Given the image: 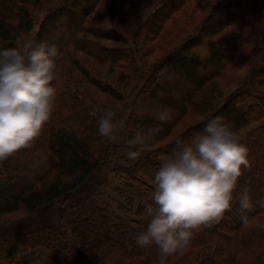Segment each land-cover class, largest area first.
Returning <instances> with one entry per match:
<instances>
[{"label": "trees", "instance_id": "1", "mask_svg": "<svg viewBox=\"0 0 264 264\" xmlns=\"http://www.w3.org/2000/svg\"><path fill=\"white\" fill-rule=\"evenodd\" d=\"M117 1L120 4L113 1L109 6V18L114 21L122 15L121 21L125 23V16L131 14L137 22L139 21V30L137 27L135 29L139 36L133 39L136 46H129V43L126 45L119 33L104 28L98 32L99 39L115 40L125 47L104 48L100 44L96 45L99 42H90V47H102L99 48L102 54L112 55V67L114 63L116 66L118 62H126L122 67L127 69L128 64L137 63L138 60L139 63L129 66V72H134L132 76L129 72L127 75L121 73L118 79L111 78L113 72L105 75L104 70L89 71L86 66L77 67V71L71 69L67 79L69 81L63 85L56 84L54 78L52 84L56 95L52 111L38 134L39 146L36 149L43 150L48 155L47 168L42 172L39 167L36 169V175H26L28 162L16 164L13 160L0 173V217L19 211L25 213L22 222L7 226L0 224V260H4L3 257L6 256L9 259L13 255H19V264H32L40 254L41 245L50 249H53V246L59 247V252H56L57 264H111L110 257L116 251L118 256L115 264H152L158 257L162 259L155 243L140 246L136 242V236L146 229L150 219L130 217L132 219L124 221V218L109 209L99 197L110 170L125 186V190L120 191L125 203L134 204L137 199H142L143 203L154 204V185H145L135 176L137 172L144 170L149 172L153 180L156 172L153 167L157 170L161 165L158 156L138 151L139 155L135 159L129 158L127 152L137 151V148L133 144H126L123 138L121 141L116 140L115 146L114 142L98 146L83 133L98 132L100 117L106 111L114 110L113 102L119 103L129 98L128 92L124 91L130 84V94L132 96L134 93L135 97L132 98L129 126L124 125V130L128 132L130 129L145 134L148 128L158 127L159 131L151 137V144L159 139H167L173 129V124L169 123L171 120L164 123L153 115L152 112L156 111H167L168 117L173 119L186 116L190 113V108L193 112H199L198 116L201 118L191 127V131L197 132H183L177 137L184 140L201 132L207 121L216 116L222 117L238 134L255 132L247 133L241 138L248 148L249 167L242 166V175L233 191L232 204L236 202L244 187H248L252 202L264 198V182L261 180V172L264 171V133L261 132H264V125L251 128L257 118L264 119V106L252 102L247 103L245 110L240 108L249 97L264 101V11L255 15L253 5L249 7L254 0H246L244 4L238 0H219L210 15L204 17L199 34H193L190 39H180L157 60L147 61L145 58L149 54L145 51L147 42L144 40L147 34L144 32L153 29V24L159 25V19H154V14L141 16L133 0ZM22 2L27 0H0V48L19 46L18 42L23 34L30 32L34 27L33 17L26 7L20 4ZM80 2L92 4L93 0ZM255 3L264 6V0H255ZM243 9H247L245 19H259L257 38L252 40L256 49L248 72L250 76L240 77L236 85L226 89L215 81L219 71L211 73L209 70L222 72L224 65L232 62L237 55L244 31L235 29L232 34H227V31L233 22L241 17L239 13L242 14ZM62 15L64 14L59 17ZM79 25L78 30L82 31L83 27L80 23ZM48 34L49 32L41 27L33 43L43 41L57 47L58 56L55 58L54 70L56 76L57 62L64 52H67L65 49L68 45L89 46V42L75 35L70 36L69 40L60 38L54 42L50 41ZM141 36L144 38L137 44ZM205 49L207 55L201 58L200 53ZM258 49H261L260 53H256ZM107 58L101 59V64L108 62ZM80 75L87 77L85 83L75 80ZM97 76H101V79ZM67 99L69 103L66 102ZM115 115L117 114H114L113 120L118 132L120 121ZM175 140L167 146L169 155L174 150ZM147 199L149 201H146ZM257 207L261 209L258 205ZM141 210H137V213ZM142 213L146 214L145 211ZM220 219L221 222L225 221L224 216ZM120 223H124V229L117 228ZM202 226L191 230L192 237L189 240L192 239L196 243L204 238L205 227ZM199 230L203 233L194 238V233ZM258 236L261 238L262 234ZM250 237L257 246H254L255 254L257 252L255 262L259 264L262 258L264 259V255L260 257L261 253L264 254V243H260L261 240L256 236ZM132 240L134 245L129 246ZM176 253L177 251L164 256L163 262L168 259L167 263L175 261ZM217 253L198 264H215L214 258L219 255ZM220 253L226 254L224 251ZM125 256L134 259L123 262ZM172 262L171 264L175 263Z\"/></svg>", "mask_w": 264, "mask_h": 264}, {"label": "rangeland", "instance_id": "2", "mask_svg": "<svg viewBox=\"0 0 264 264\" xmlns=\"http://www.w3.org/2000/svg\"><path fill=\"white\" fill-rule=\"evenodd\" d=\"M115 1L116 4H120L117 0H93V3H82L80 0H27V2L20 3L22 6H25L29 11L30 15L33 17V29L30 32L24 33L22 38L19 40L18 45H23L25 43H33L35 41L36 33L38 30L43 27L46 32H49L50 41L57 42L60 38H65L66 40L70 39V36L75 35L82 39H85L89 42V46H78V45H68L65 49L67 52L57 62L58 72L55 76L56 84L63 85L65 82L69 81L68 74L71 69L75 71L78 70L77 67L86 66L87 69L98 71L99 69L105 71V75L109 72H113L112 79H118L121 73L128 74V68L131 65H138L137 63L128 64V68L125 69L122 66L127 64L118 62V65L110 66L112 63V55L102 54V50L99 48L102 47H90L91 43L100 44L104 48H119L125 47L122 43L116 42L115 40H105L99 39V31H102L104 28L111 29L113 32L120 34L121 38L125 41L126 45L129 43V46H136L134 43L139 35L135 30L139 21L135 19L131 14H127L124 18L126 21L123 23L121 21L122 15L114 21H111L109 18V6L111 2ZM136 6L135 8L141 14V16H148L151 14L155 15L154 19H159L158 24H153V29L147 30L144 33L147 36H141L137 44L142 41V38L147 42L145 51L149 54L145 59L147 61L157 60L162 54L168 52L175 44H177L180 39H190V37L201 31L203 26L204 17H208L212 12L213 8L217 5L219 0H133ZM241 4H244L246 0H238ZM172 2V4H171ZM262 2V1H261ZM254 3V4H253ZM127 4H123V6ZM255 8L253 11L255 15H258L264 11V6L261 3L251 2L249 7ZM247 12V9L244 10L242 14L239 13L241 17H238L237 20L228 28L227 34H232L233 30H242L244 31V38L240 40V49L237 52L235 58L228 65H224L223 71L210 69L209 71L216 73L215 81L226 87L230 88L231 85H236L237 81H240L242 76H250L249 69L251 67V59L254 53V46L252 45V40L257 38V30L259 29L260 23L257 17H251L250 19H245L244 14ZM64 14L59 17V15ZM83 14V15H82ZM243 16V17H242ZM17 17V16H15ZM60 18V19H59ZM243 18V19H242ZM13 17H11V20ZM245 19V20H244ZM17 19H15V24ZM79 23L83 27L82 31H79ZM148 25V24H147ZM78 30V31H77ZM139 30V27H137ZM161 48V49H160ZM160 49V50H159ZM201 49V48H199ZM158 50V51H157ZM104 51V50H103ZM261 49H258L256 53H260ZM106 63L101 64V59H106ZM56 63V62H55ZM106 64V65H105ZM100 65H105L100 66ZM205 68L206 66L202 64ZM67 71V72H66ZM67 77L65 78V74ZM131 76L134 74L133 71L129 72ZM98 77V76H97ZM98 78L101 79V76ZM103 79V78H102ZM77 82L85 83L87 77L80 75L75 79ZM87 83H89L87 81ZM120 87V86H119ZM132 85L130 84L124 92H128L127 95L129 98L125 101H120L119 103L113 102L114 110L113 113L116 118H118L119 129L120 131L116 132V139L121 141H126V144H133L132 141L138 133L135 130L128 129V132H125L124 125L129 126V119L132 113V104L135 96H131L130 93ZM121 88V87H120ZM122 90V89H121ZM133 98V99H132ZM69 103V99L66 101ZM258 103L264 106V101L261 99H255L254 97H249L248 100L240 106L241 109L245 110L247 108V103ZM152 106V105H151ZM101 109H99L100 111ZM116 110V111H115ZM190 113L186 116H182L177 119L173 117H168L164 123L170 122L173 124V129L170 133V136L167 139H159L155 142H152L151 137L144 144H133L137 148V151L154 154L158 156V159L162 162L163 158L169 155L168 144L175 140L183 132H197L191 131V127L196 123L201 117L198 116L199 112H193L190 108ZM262 111V110H261ZM102 112V111H101ZM105 112V111H104ZM162 111L152 112L153 115L158 116ZM174 120V121H173ZM264 125V119H258L251 125V128L261 127ZM121 128L123 132H121ZM86 136L91 138L94 144L100 146L105 145L106 143H112L116 140H109L106 137H103L99 132H83ZM140 133V132H139ZM253 134L255 132H241L239 136L242 138L246 134ZM262 134L264 132H261ZM142 134V133H141ZM257 134V133H256ZM151 144V145H150ZM39 146V136L36 135L27 146L21 147L9 155L7 158L0 160V173L4 170V167H7L10 161H15L16 164H22V161L28 162V170L26 175H36V169L41 168L42 172L47 168V158L48 155L44 153L43 150H37ZM115 161V160H114ZM261 163V162H260ZM262 166V165H261ZM42 167L44 169H42ZM158 166L157 168H159ZM264 167V165H263ZM112 168V166L110 167ZM154 172L156 167H153ZM152 168V169H153ZM158 170V169H157ZM262 170V169H261ZM7 171V170H6ZM259 173V172H258ZM264 182V171L261 172ZM107 182L105 187L101 188L100 199L109 207V209L117 212L124 221L128 219L143 217L150 219L147 214L142 213L145 211V206L148 202L142 201V199H137L134 204L125 203L122 198L120 191L125 190L124 185L120 183L110 172L106 175ZM135 178L140 179L145 185H151L152 177L149 175V172L146 173L144 170L137 172ZM144 190V189H143ZM260 191V190H259ZM144 195V193H143ZM146 201H149L148 199ZM124 203V204H123ZM143 203V204H141ZM150 204V202H149ZM123 206V207H121ZM142 209L137 213V210ZM146 213V212H145ZM242 214L239 207V196L235 203L232 204L231 208L226 210L223 214L225 221L221 222V219L211 221L207 224H202L205 228V232L200 241L196 243L191 239L183 247L177 250L176 260H171L170 263H167L168 260L164 261L163 264H198L201 263L204 259L210 258L215 252H218L217 256L214 258L215 264H256L255 262V251L254 246L257 247L253 241H251L250 236H256L258 240L264 243V228H258L256 225L258 223H264V208L258 209L256 200L253 202V209L248 211L246 214L250 217L249 224L245 225L241 222L240 216ZM132 217V218H130ZM254 219H251L253 218ZM25 218V213L19 211L13 214L4 215L0 217V224L11 225L13 223L22 222ZM134 220V219H133ZM202 226V227H203ZM222 226V227H221ZM119 230L124 229V223L118 225ZM200 230L194 233L193 235L196 238L197 234H202ZM262 234L260 238L258 235ZM192 237V236H191ZM190 237V238H191ZM236 238V239H235ZM236 240V241H234ZM245 240V241H244ZM191 241V242H190ZM52 242V241H49ZM129 246L134 245V241L129 242ZM133 243V244H132ZM53 249H50L46 246H39L40 254L38 258L32 264H57L58 258H56L57 253L59 252V247L53 246ZM225 249V250H224ZM29 250V249H28ZM150 250V249H149ZM154 250H152L153 252ZM221 251L226 252L220 253ZM260 252V250H258ZM63 252V251H62ZM64 253V252H63ZM12 255V254H11ZM264 254L261 253L260 257ZM117 251L115 254L110 257V263H117ZM68 257V256H66ZM126 257V256H125ZM55 258V259H54ZM4 260H0L2 264H19V255H13L8 259V256L3 257ZM131 257H126L123 259V262L130 261ZM259 261V260H258ZM172 262V263H173ZM119 263V262H118ZM152 264H161V259L158 257ZM259 264H264V259Z\"/></svg>", "mask_w": 264, "mask_h": 264}, {"label": "clouds", "instance_id": "3", "mask_svg": "<svg viewBox=\"0 0 264 264\" xmlns=\"http://www.w3.org/2000/svg\"><path fill=\"white\" fill-rule=\"evenodd\" d=\"M200 55L203 58L207 50ZM57 56V47L43 41L0 48V160L27 146L49 119L56 95L52 81ZM113 117L112 111H106L98 132L114 141L117 125ZM157 119L166 121L168 112L162 111ZM158 131L150 127L145 134L138 132L132 143L144 144ZM127 155L135 159L139 153L132 150ZM242 166L249 167L248 148L220 116L208 120L192 138H177L174 150L163 158L151 181L154 204L145 206L150 220L136 236L137 244L155 243L163 264L164 256L188 243L192 229L220 219L231 208ZM256 204L264 208V198ZM239 207L245 213L241 222L249 224L246 213L253 209V202L248 187L239 195ZM256 226L264 228V223Z\"/></svg>", "mask_w": 264, "mask_h": 264}]
</instances>
